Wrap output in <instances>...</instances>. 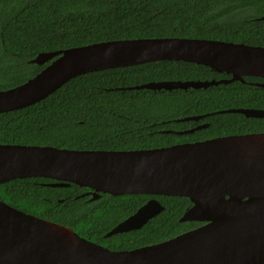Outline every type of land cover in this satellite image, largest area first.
Instances as JSON below:
<instances>
[{
    "label": "trees",
    "instance_id": "obj_1",
    "mask_svg": "<svg viewBox=\"0 0 264 264\" xmlns=\"http://www.w3.org/2000/svg\"><path fill=\"white\" fill-rule=\"evenodd\" d=\"M264 0H0V91L34 78L50 62L39 54L95 43L144 38H198L264 47ZM184 61H158L77 76L31 107L0 114V145L70 150L130 151L216 137L264 132V118L221 113L264 110V78L244 77L207 89H133L161 81L230 79ZM205 116L193 133L185 118ZM45 178L12 180L0 200L25 213L66 226L113 251L165 242L199 225L180 222L192 206L176 196L101 194L75 184L52 187ZM164 211L141 229L107 234L149 200Z\"/></svg>",
    "mask_w": 264,
    "mask_h": 264
},
{
    "label": "water",
    "instance_id": "obj_2",
    "mask_svg": "<svg viewBox=\"0 0 264 264\" xmlns=\"http://www.w3.org/2000/svg\"><path fill=\"white\" fill-rule=\"evenodd\" d=\"M158 61L195 63L231 78L151 82L133 89H207L264 78L262 46L198 38L106 41L39 54L32 63L50 64L26 83L0 91V114L36 105L77 76ZM221 113L264 118L261 109ZM189 119L199 117L184 120ZM27 178L54 180L52 187L89 188L93 200L101 193L189 198L193 206L180 222L205 224L165 242L113 251L0 200V264H264V132L130 151L0 145V186ZM164 209L151 199L107 236L141 229Z\"/></svg>",
    "mask_w": 264,
    "mask_h": 264
},
{
    "label": "flooded vegetation",
    "instance_id": "obj_3",
    "mask_svg": "<svg viewBox=\"0 0 264 264\" xmlns=\"http://www.w3.org/2000/svg\"><path fill=\"white\" fill-rule=\"evenodd\" d=\"M255 84H258L257 82L255 83ZM194 117H199V119L198 120H193V119H189V120H182V121H184V122H193L196 126L194 127V128H192V129H189V130H194V129H196V128H198V127H202V126H207L208 127V124L207 123H202V119H204L205 118V116H194ZM194 117H189V118H194ZM186 119V118H185ZM203 129V128H202ZM189 130H187V131H189ZM197 131V130H196ZM89 189V188H88ZM90 191H88L87 192V195H91L92 196V198H93V194H92V190L91 189H89ZM102 194V193H101ZM101 194H100V196H101ZM93 200V199H92ZM157 200V199H156ZM159 201V200H158ZM191 201V200H190ZM161 203V202H160ZM192 206H193V204H192ZM191 206V207H192ZM190 207V208H191ZM151 221V220H150ZM201 223V225H199V226H197V227H195V228H198V227H200V226H202V225H204L205 223H203V222H200ZM195 228H193V229H195ZM193 229H190V230H193ZM139 230V229H138ZM190 230H188V231H190ZM112 231V230H111ZM133 231H135V230H133ZM187 231V232H188ZM131 232V231H130ZM184 233H186V232H184ZM183 234V233H182ZM108 235V234H107ZM181 235V234H180ZM98 244V243H97Z\"/></svg>",
    "mask_w": 264,
    "mask_h": 264
}]
</instances>
